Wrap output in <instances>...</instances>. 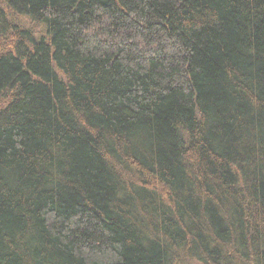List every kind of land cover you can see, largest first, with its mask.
<instances>
[{"label": "trees", "instance_id": "obj_1", "mask_svg": "<svg viewBox=\"0 0 264 264\" xmlns=\"http://www.w3.org/2000/svg\"><path fill=\"white\" fill-rule=\"evenodd\" d=\"M0 264H264V0H0Z\"/></svg>", "mask_w": 264, "mask_h": 264}]
</instances>
